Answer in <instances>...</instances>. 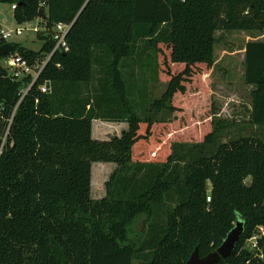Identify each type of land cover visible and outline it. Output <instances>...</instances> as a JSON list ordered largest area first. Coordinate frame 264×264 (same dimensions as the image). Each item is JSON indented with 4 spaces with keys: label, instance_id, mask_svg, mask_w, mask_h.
I'll return each mask as SVG.
<instances>
[{
    "label": "trees",
    "instance_id": "trees-1",
    "mask_svg": "<svg viewBox=\"0 0 264 264\" xmlns=\"http://www.w3.org/2000/svg\"><path fill=\"white\" fill-rule=\"evenodd\" d=\"M0 3L15 5L18 24L42 23L38 51L19 44L11 53L30 66L52 52L54 25H71L68 49L52 53L25 93L30 76H0L1 264H186L196 248L200 257L215 251L238 219L244 230L233 253L213 264L264 262V139L219 140L229 123L212 103L199 137L171 138L174 100L213 67L215 32L263 34L264 0ZM243 67L250 123L262 126L264 40L245 43ZM161 80L166 88L150 102L147 83ZM93 119L127 128L97 140ZM186 144L195 150L187 158ZM93 162L116 165L99 199L90 196ZM139 219L148 230L134 242ZM257 234L251 253L244 246Z\"/></svg>",
    "mask_w": 264,
    "mask_h": 264
},
{
    "label": "rangeland",
    "instance_id": "rangeland-1",
    "mask_svg": "<svg viewBox=\"0 0 264 264\" xmlns=\"http://www.w3.org/2000/svg\"><path fill=\"white\" fill-rule=\"evenodd\" d=\"M22 28V34L13 35L7 42H15L23 47L38 51L42 42L37 38L34 28L41 29L42 23L39 18L32 21L18 24L13 17V9L10 5L0 3V28L4 30ZM257 32L248 31H216L215 44L213 50L214 65L205 74L196 75L193 79L189 94L176 96L174 102L180 108L176 113V123L172 129V139L180 141H193L199 137L202 122L208 118L210 104H213V114L217 120L229 123L225 131L220 134L219 140L225 141L235 138L238 135H255L264 139V125L259 126L250 123L252 87L244 81V67L242 49L246 41L264 40L259 38ZM162 57H160V60ZM1 66L12 73L13 69L6 64L5 57L0 60ZM147 76V74H146ZM147 83V99L151 102L159 99L166 88V82L149 81ZM24 86L21 91H25ZM186 100L195 102L191 108H184L183 102ZM198 109H197V107ZM154 117L167 115L164 109H152ZM100 127L94 128L99 132ZM110 132V131H109ZM108 133V132H107ZM104 134V133H103ZM110 132L105 140L113 135ZM156 140L164 139L162 132L155 131ZM5 142V138L3 139ZM191 144L182 147L181 155L186 158L194 153ZM115 163L93 162L91 164V188L90 196L92 199H99L105 195V182L115 169ZM209 189V182H207ZM148 225L140 219L135 221L130 228V238L137 242L147 234ZM248 242L246 247L248 248Z\"/></svg>",
    "mask_w": 264,
    "mask_h": 264
},
{
    "label": "built area",
    "instance_id": "built-area-1",
    "mask_svg": "<svg viewBox=\"0 0 264 264\" xmlns=\"http://www.w3.org/2000/svg\"><path fill=\"white\" fill-rule=\"evenodd\" d=\"M15 5H12L11 8L13 9ZM71 25L70 24H65V23H56L53 27V39L55 41V45L52 49V52L48 54L43 60L37 62L34 66H30L25 60L21 59L18 56H13L11 54L7 55L5 57L6 59V64L13 69L12 75L16 78H22L24 76H30L31 77V83L28 85L29 86L34 82V80L38 77L39 73L41 70L44 68L46 63L48 62L50 56L52 55L53 52L55 51H66L68 49V45L66 42V34L68 30L70 29ZM22 28L16 27L15 29L11 30H4L0 28V37L8 41L13 35L19 36L22 34ZM35 31L38 30V28H34ZM26 88V90L28 89ZM23 91V93L26 92ZM44 90V88H42ZM260 234H264L263 228H259ZM260 235H254L250 239L247 240L245 243V248L248 249L251 253H255L258 245V238ZM250 243L249 247L247 248L246 245L247 243ZM249 263V262H246Z\"/></svg>",
    "mask_w": 264,
    "mask_h": 264
},
{
    "label": "water",
    "instance_id": "water-1",
    "mask_svg": "<svg viewBox=\"0 0 264 264\" xmlns=\"http://www.w3.org/2000/svg\"><path fill=\"white\" fill-rule=\"evenodd\" d=\"M39 17H45L43 12L39 11ZM19 44L15 42H5L4 44L0 45V60L7 55L13 53ZM7 71L1 66L0 63V76L6 75ZM244 224L241 220H236L232 229L226 234V237L223 239L221 244L216 248L215 251L209 253L204 257H200L198 255L197 248L192 252L190 257L188 258L186 264H213L219 261L220 258H226L230 256L234 248L239 240V238L243 234ZM1 264V263H0ZM240 264H253V263H246L242 262ZM257 264H264V262H259Z\"/></svg>",
    "mask_w": 264,
    "mask_h": 264
},
{
    "label": "crops",
    "instance_id": "crops-1",
    "mask_svg": "<svg viewBox=\"0 0 264 264\" xmlns=\"http://www.w3.org/2000/svg\"><path fill=\"white\" fill-rule=\"evenodd\" d=\"M259 38L260 39L264 38V33L261 34ZM246 42H248V41H246ZM242 54L244 55V48L242 49ZM96 126L100 127L99 132H95L94 131V128ZM126 128H127V124L125 122H108V121H102V120H98V119H93L92 120L91 134H92V137L94 139L105 140L106 136L109 135L110 132L112 133L111 135L115 134L113 136H119L121 134V132L123 130H125Z\"/></svg>",
    "mask_w": 264,
    "mask_h": 264
}]
</instances>
